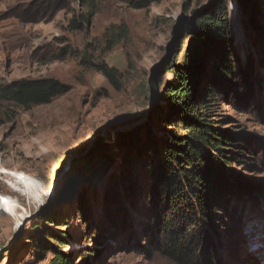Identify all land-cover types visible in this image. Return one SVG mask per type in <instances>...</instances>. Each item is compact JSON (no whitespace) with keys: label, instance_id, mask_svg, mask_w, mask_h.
<instances>
[{"label":"rangeland","instance_id":"1","mask_svg":"<svg viewBox=\"0 0 264 264\" xmlns=\"http://www.w3.org/2000/svg\"><path fill=\"white\" fill-rule=\"evenodd\" d=\"M140 1L93 0L95 14L86 23L82 17L90 6L79 0H0V88L19 80L54 79L68 89L46 105L27 109L0 96V169L30 176L38 191L33 199L23 197L9 177L0 176V195L24 216L16 226L0 207V250L8 248L0 251V264H48V249L58 246L55 237L64 240L61 251L73 255L72 264H173L160 253L166 239L153 225L154 199L140 152L148 141L147 148L157 153L177 132L154 123L155 115L121 145L107 132L148 112V82L160 90L171 78L162 69L155 74V68L175 27L183 18L184 26L195 21L210 0H155L136 8ZM218 4L230 19L234 64L247 70L250 94L239 110L219 97L213 107L250 142L255 169H234L257 188L226 194L214 230H208L210 245L196 254L199 264H264V193L258 191L264 189V37L248 25L238 0ZM122 26L125 36L119 35ZM110 31L120 39L112 47ZM188 44L184 37L182 51ZM86 62L117 69L119 89ZM97 135L111 146L106 171L56 182L69 157L89 158L83 151Z\"/></svg>","mask_w":264,"mask_h":264},{"label":"trees","instance_id":"2","mask_svg":"<svg viewBox=\"0 0 264 264\" xmlns=\"http://www.w3.org/2000/svg\"><path fill=\"white\" fill-rule=\"evenodd\" d=\"M79 1L90 6L82 17L87 23L95 14L93 0ZM152 1L155 0H141L135 7L146 8ZM238 3L248 25L263 38L264 0H238ZM218 5L183 26L182 37H188L189 44L183 51L182 37L174 44L173 56L166 62L163 74L171 78L160 90L152 80L146 89L149 105L151 95L161 105L156 104L148 118L155 115L154 123L177 132L161 142L157 153L147 148L148 141L141 145L140 152L149 175V192L154 199L153 225L166 239L160 253L173 264H199L196 250L203 252L210 245L208 230H214L213 220L227 202L226 194L233 188L241 191L257 188L246 183L242 174L234 169H255L250 163V142L227 118H220L213 107L219 97L239 110V105L250 94L247 70L241 71L234 64L230 19L226 9ZM119 31L121 36L127 34L124 26ZM106 35L111 47L120 40L115 39L112 31ZM85 66L95 68L112 87L119 89L121 73L117 69L89 62ZM261 68L264 72V63ZM67 91L65 85L54 79L19 80L1 87L0 96L27 109L46 105ZM139 131L137 127L134 131L116 134V144H123L128 136L134 139ZM110 151L111 146L99 140L87 154L86 161L71 162L63 178L66 181L86 179L94 171L104 173L112 161ZM54 240L58 246L48 249L52 254L48 264H72L73 255L61 251L66 245L64 240L59 237ZM97 253L92 252L95 257Z\"/></svg>","mask_w":264,"mask_h":264},{"label":"water","instance_id":"3","mask_svg":"<svg viewBox=\"0 0 264 264\" xmlns=\"http://www.w3.org/2000/svg\"><path fill=\"white\" fill-rule=\"evenodd\" d=\"M220 1H223V0H210V2L208 3L207 6L203 7L201 9V11L197 14V17L198 15L200 14H203L204 12H206L209 8H211L212 6L218 4ZM195 17V16H194ZM197 17H195L194 19H196ZM186 22V19H181L178 23V25L175 27V30H174V39L172 40V42L168 45L167 47V53L165 55V57L157 64L156 68H155V74H157L159 72V70H163L164 71V68H165V64L166 62H169L173 56V47H174V44L176 42H178L180 40V36L183 34V26H184V23ZM156 106V103H154V100L153 98L151 99V105L148 109V112L144 115L143 118L141 119H138L136 121H132L130 123H125L124 125L122 126H117V127H113L112 130H110L109 132H107L108 134H113V135H116V134H120V133H125V132H128V131H131L132 129H134L135 127L141 125L142 123H144V121L146 119H148V117L151 115L152 113V110L153 108ZM99 140H104L102 138H100V135H97L95 137V139H93L89 145L86 147V149L83 151L84 154H88L90 152V150L93 148V146L99 141ZM83 154V155H84ZM78 154H74L72 155L71 157H69L62 169V171L60 172V174L58 175L57 179H56V182L59 180V179H62L63 176L66 174V172L68 171L70 165H71V162L73 160H76ZM257 187V186H256ZM262 190H258L259 192L262 191V193H264V189H263V186L261 187ZM258 191H256V193H259ZM250 192V191H249ZM254 193V192H252ZM8 248H3L1 249L0 251H3V250H6Z\"/></svg>","mask_w":264,"mask_h":264},{"label":"bare ground","instance_id":"4","mask_svg":"<svg viewBox=\"0 0 264 264\" xmlns=\"http://www.w3.org/2000/svg\"><path fill=\"white\" fill-rule=\"evenodd\" d=\"M0 176L9 177L10 181H12L14 183L13 189H17V191L23 197L33 199L35 193L38 192L37 191V184H36L35 180L33 178H31L30 176H27V175L22 174L20 172L8 171L2 167L0 169ZM21 177H23L24 179H21ZM0 197L3 198V200H0V207L2 208L3 212L5 214L9 215L10 217H13L15 222H16V226H18L19 223L21 222V220L24 219V216L18 214L19 212L16 211V208H18L16 206V204H14L12 201H10L6 197H3L1 195H0ZM20 214H22V213H20Z\"/></svg>","mask_w":264,"mask_h":264},{"label":"snow or ice","instance_id":"5","mask_svg":"<svg viewBox=\"0 0 264 264\" xmlns=\"http://www.w3.org/2000/svg\"><path fill=\"white\" fill-rule=\"evenodd\" d=\"M21 179H24L23 177H21ZM0 200H3V198L2 197H0Z\"/></svg>","mask_w":264,"mask_h":264}]
</instances>
